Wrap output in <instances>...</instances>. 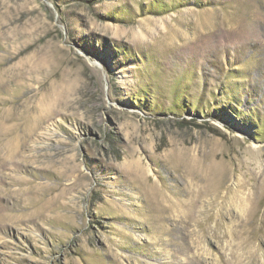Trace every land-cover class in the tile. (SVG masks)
I'll return each mask as SVG.
<instances>
[{"label":"rangeland","instance_id":"1","mask_svg":"<svg viewBox=\"0 0 264 264\" xmlns=\"http://www.w3.org/2000/svg\"><path fill=\"white\" fill-rule=\"evenodd\" d=\"M0 264H264V0H0Z\"/></svg>","mask_w":264,"mask_h":264},{"label":"bare ground","instance_id":"2","mask_svg":"<svg viewBox=\"0 0 264 264\" xmlns=\"http://www.w3.org/2000/svg\"><path fill=\"white\" fill-rule=\"evenodd\" d=\"M151 193L154 194V195H160L158 190H157V188L155 186H152Z\"/></svg>","mask_w":264,"mask_h":264}]
</instances>
